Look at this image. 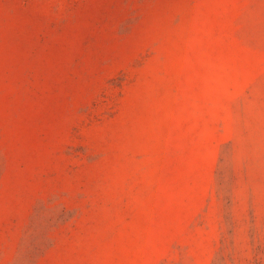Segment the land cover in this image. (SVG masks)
Instances as JSON below:
<instances>
[{
	"label": "rangeland",
	"instance_id": "1",
	"mask_svg": "<svg viewBox=\"0 0 264 264\" xmlns=\"http://www.w3.org/2000/svg\"><path fill=\"white\" fill-rule=\"evenodd\" d=\"M0 264H264V0H0Z\"/></svg>",
	"mask_w": 264,
	"mask_h": 264
}]
</instances>
